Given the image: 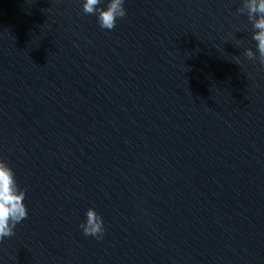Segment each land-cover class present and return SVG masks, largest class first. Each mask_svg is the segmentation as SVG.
Listing matches in <instances>:
<instances>
[{
  "label": "clouds",
  "instance_id": "obj_1",
  "mask_svg": "<svg viewBox=\"0 0 264 264\" xmlns=\"http://www.w3.org/2000/svg\"><path fill=\"white\" fill-rule=\"evenodd\" d=\"M101 3L102 0H85L83 12L96 15L102 29L112 30L116 27L117 18L127 15L124 0H108L106 7H100ZM238 11L247 12L254 29L252 39L256 42L259 63L264 66V0H243V6ZM244 55L249 60H257L251 48L246 49ZM24 199L25 191L19 187L13 169L0 159V241L13 236L16 225L28 217ZM80 227L85 236L97 239H101L105 231L103 218L94 208L86 211V220Z\"/></svg>",
  "mask_w": 264,
  "mask_h": 264
}]
</instances>
